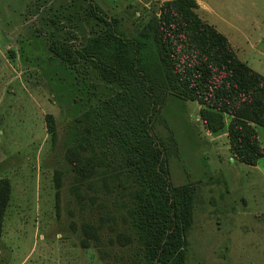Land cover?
Instances as JSON below:
<instances>
[{
    "label": "rangeland",
    "instance_id": "rangeland-1",
    "mask_svg": "<svg viewBox=\"0 0 264 264\" xmlns=\"http://www.w3.org/2000/svg\"><path fill=\"white\" fill-rule=\"evenodd\" d=\"M95 1L129 36L162 2ZM197 1L204 10L198 15L264 75V0ZM103 27L85 0H0V178L11 183L0 264H144L129 225L124 173L118 187L108 178L104 183L102 173L80 180L67 159L74 120L117 87L81 59L65 63L48 45L52 39L74 49ZM201 107L169 94L164 123L155 129L167 143L169 132L175 140L171 182L196 187L185 264H264V155L256 165L239 161L224 130L205 128ZM48 116L57 127L54 143ZM254 127L264 148V126ZM55 170L61 172L58 197ZM85 223L99 239L86 248L80 243Z\"/></svg>",
    "mask_w": 264,
    "mask_h": 264
},
{
    "label": "trees",
    "instance_id": "trees-1",
    "mask_svg": "<svg viewBox=\"0 0 264 264\" xmlns=\"http://www.w3.org/2000/svg\"><path fill=\"white\" fill-rule=\"evenodd\" d=\"M85 1L104 27L74 49L52 39L49 49L69 65L87 62L117 90L74 120L75 141L67 159L80 180L102 173L104 183L108 178L118 187L124 184L118 179L123 172L129 225L144 264H185L196 187L171 182L175 140L169 132L167 143L155 130L164 123L166 97L201 104L205 128L211 133L224 130L231 153L256 165L264 155L254 127L264 126V75L240 60L228 38L198 15L196 0L162 1L131 36L95 0ZM46 127L54 143L57 127L51 116ZM54 176L58 197L61 172L55 170ZM10 195V180L1 177L0 236ZM81 228L82 247L99 241L90 223Z\"/></svg>",
    "mask_w": 264,
    "mask_h": 264
},
{
    "label": "crops",
    "instance_id": "crops-1",
    "mask_svg": "<svg viewBox=\"0 0 264 264\" xmlns=\"http://www.w3.org/2000/svg\"><path fill=\"white\" fill-rule=\"evenodd\" d=\"M161 1H164V0H161ZM197 1V0H196ZM197 3L199 4V8L198 9H201V10H203L202 8H201V5H200V3H199V1H197ZM204 11V10H203ZM207 21V20H206ZM208 22V21H207ZM214 26V25H213ZM216 28V27H215ZM220 32V31H219ZM223 34V33H222ZM226 36V35H225ZM227 37V36H226ZM229 40V39H228ZM229 42H230V40H229ZM231 44V43H230ZM232 45V44H231Z\"/></svg>",
    "mask_w": 264,
    "mask_h": 264
}]
</instances>
